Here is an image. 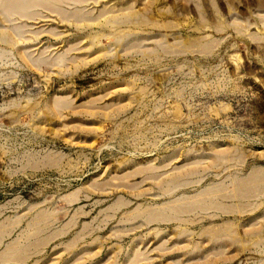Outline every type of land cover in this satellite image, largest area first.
Listing matches in <instances>:
<instances>
[{"label":"rangeland","instance_id":"1","mask_svg":"<svg viewBox=\"0 0 264 264\" xmlns=\"http://www.w3.org/2000/svg\"><path fill=\"white\" fill-rule=\"evenodd\" d=\"M14 1L0 264H264V0Z\"/></svg>","mask_w":264,"mask_h":264},{"label":"bare ground","instance_id":"2","mask_svg":"<svg viewBox=\"0 0 264 264\" xmlns=\"http://www.w3.org/2000/svg\"><path fill=\"white\" fill-rule=\"evenodd\" d=\"M11 1V0H10ZM13 1V0H12ZM17 1V0H16ZM16 1H14L16 4H17V7H19L20 6V9L22 8V9H24V8H27V6H32V4H31V2H30V0H19V2L17 3ZM24 1V2H23ZM35 0H32V3L34 2ZM39 1V0H38ZM23 3V4H22ZM35 3V5H36V1L34 2ZM20 4V5H19ZM31 4V5H30ZM16 6V5H15ZM11 8V7H10ZM10 10V9H9ZM0 36H2V37H7V35H5V34H1ZM190 209V208H189Z\"/></svg>","mask_w":264,"mask_h":264}]
</instances>
